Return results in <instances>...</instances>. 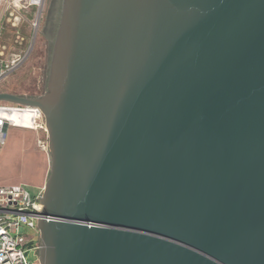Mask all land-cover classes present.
<instances>
[{
	"label": "water",
	"instance_id": "obj_1",
	"mask_svg": "<svg viewBox=\"0 0 264 264\" xmlns=\"http://www.w3.org/2000/svg\"><path fill=\"white\" fill-rule=\"evenodd\" d=\"M51 77L42 264H264V0H66Z\"/></svg>",
	"mask_w": 264,
	"mask_h": 264
},
{
	"label": "built area",
	"instance_id": "obj_2",
	"mask_svg": "<svg viewBox=\"0 0 264 264\" xmlns=\"http://www.w3.org/2000/svg\"><path fill=\"white\" fill-rule=\"evenodd\" d=\"M45 1L0 0V83L28 59L34 48V41L31 40L20 52L11 57L6 56L5 46L1 44L4 25L18 29L23 21L22 12L35 8L37 11L33 27L37 31ZM24 41L25 38L18 33L17 42L22 45ZM18 96L37 100L28 95ZM2 101L6 100H0V151L12 128L40 131L49 136L44 112L39 105ZM39 145L47 150L44 140H39ZM41 198L43 193L32 195L23 184L0 185V264H42L40 259L33 261L29 258L33 240L26 233L29 229L37 228L39 216L44 210Z\"/></svg>",
	"mask_w": 264,
	"mask_h": 264
},
{
	"label": "rangeland",
	"instance_id": "obj_3",
	"mask_svg": "<svg viewBox=\"0 0 264 264\" xmlns=\"http://www.w3.org/2000/svg\"><path fill=\"white\" fill-rule=\"evenodd\" d=\"M54 0H46L40 25L34 30L33 22L36 19V9L30 8L23 11V21L18 29L5 24L1 44L5 46L6 56L20 52L31 40L34 48L28 59L12 74L0 83V93L7 92L15 95L38 96L44 93V85L48 74V46L45 36L50 31V9ZM17 31L25 38L21 45L17 42ZM3 103H12L2 101ZM39 140H44L47 150L39 145ZM52 168L49 136L43 132L26 129L12 128L3 149L0 151V185L23 184L31 192L37 195L44 192V187L49 179ZM30 238L37 243L42 238L38 228L26 231ZM29 258L39 260L35 252H30Z\"/></svg>",
	"mask_w": 264,
	"mask_h": 264
},
{
	"label": "flooded vegetation",
	"instance_id": "obj_4",
	"mask_svg": "<svg viewBox=\"0 0 264 264\" xmlns=\"http://www.w3.org/2000/svg\"><path fill=\"white\" fill-rule=\"evenodd\" d=\"M65 4H66V0H54L53 6L50 9V16H49L50 31L45 36L46 41H47V46H48L47 59H49L48 60L49 69H48V74H47V78H46L45 85H44V93L41 95L35 96L37 100L46 99L51 93V85H52L51 75H52V70L54 66V56H55L56 48L59 43V32H60V27L62 25V19H63V15L65 11ZM40 221L41 219L39 220L37 224V228L39 232H42L39 226ZM30 246L32 247L31 251L35 252L39 256L40 261H42L44 241L42 238H40V235H39V239L37 243H34L33 241Z\"/></svg>",
	"mask_w": 264,
	"mask_h": 264
}]
</instances>
